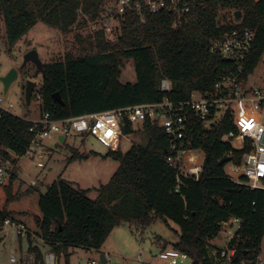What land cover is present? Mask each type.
Returning a JSON list of instances; mask_svg holds the SVG:
<instances>
[{"label": "trees", "instance_id": "obj_1", "mask_svg": "<svg viewBox=\"0 0 264 264\" xmlns=\"http://www.w3.org/2000/svg\"><path fill=\"white\" fill-rule=\"evenodd\" d=\"M104 0H0V16L5 38L11 47L38 22L67 33L83 14L95 17ZM191 12L178 29L172 28L166 14H145L142 23L129 16L121 36L110 48L103 33L91 35L95 53L65 54L62 61L43 65L40 89L42 111L56 119L98 113L141 103L186 100L191 92L210 91L230 63L209 53V43L232 29H253L255 42L244 65V78L256 68L264 54V0H187ZM241 11V19L222 24L220 15ZM124 60L133 64L135 81L122 83L120 67ZM34 78V77H33ZM162 79L172 83L166 94L160 91ZM58 93L64 105L54 101ZM227 114L216 125L203 127L191 117L186 138L204 155L197 182L183 180L178 186L175 173L165 163L167 142L163 130L149 120L143 122L145 146L132 145L124 154L109 151L118 162L106 185L95 189L97 198L58 179L45 193L36 184L21 180L14 167L0 184V229L5 220L24 225L28 252L35 264L42 263L35 238L55 254L68 247L100 250L112 230L121 223L146 226L157 219L170 220L179 229L173 248L185 252L197 264L210 261L209 247L219 232V224L230 217L242 221L232 241L236 261H254L264 238V192L231 182L220 160L231 153L237 159L242 151L221 141L234 127ZM31 121L8 112L0 115V166L14 164L30 142ZM124 134H132L129 123ZM80 155L72 154V159ZM233 160V159H232ZM9 167V166H8Z\"/></svg>", "mask_w": 264, "mask_h": 264}, {"label": "built area", "instance_id": "obj_2", "mask_svg": "<svg viewBox=\"0 0 264 264\" xmlns=\"http://www.w3.org/2000/svg\"><path fill=\"white\" fill-rule=\"evenodd\" d=\"M111 6L103 9L102 15L95 16V20H88L90 31L93 35L103 33L111 34L113 28L122 26L129 16H135L140 22L145 21V14H166L171 18L172 28L178 29L187 21L191 12L187 0H109ZM256 32L253 29H232L218 39L209 43V53L221 57L230 63L224 69L220 79L210 91H193L186 100H172L164 97L161 101L141 103L133 106L105 110L98 113H87L63 119L54 118L49 112L43 111L36 120H30L28 133L31 135L28 147L22 157L34 161L40 168L43 166L45 142H59V137L67 138L91 137L109 151H117L121 139L131 134H124L123 127L126 123L142 125L149 120L158 125L167 142V155L165 163L175 173L177 189L183 180L197 182L202 172L204 155L190 146L186 138V129L191 117H195L203 127L217 124L227 114L234 127L221 136V141L234 145L233 148L242 151L234 159L231 153L227 154L232 162L231 172L236 176L227 178L247 189L264 192V86H246L244 78V65L250 50L255 42ZM159 89L163 93H170L172 83L162 79ZM34 91V90H33ZM36 100L41 102V96ZM243 102L251 105L250 115L237 116L236 106ZM0 99V115L8 112L11 105H3ZM240 110V109H239ZM238 111V110H237ZM233 159V160H232ZM7 169L0 166V184L3 183ZM34 184V183H32ZM242 221L230 217L222 221L220 232L215 241L223 239L222 231L225 230L227 241L222 247L210 245L208 257L214 264H232L236 261V248L232 241L240 230ZM14 231L18 236H25L27 231L22 224L5 220L3 225ZM235 227V229H232ZM155 257L161 264H187L189 256L175 248L158 249ZM10 258V262H14ZM46 264H56V257L52 252L45 256ZM94 264V262H92ZM146 264V263H142ZM238 264H264L260 257L254 261H239Z\"/></svg>", "mask_w": 264, "mask_h": 264}, {"label": "rangeland", "instance_id": "obj_3", "mask_svg": "<svg viewBox=\"0 0 264 264\" xmlns=\"http://www.w3.org/2000/svg\"><path fill=\"white\" fill-rule=\"evenodd\" d=\"M110 6L109 0H104L97 15H102V10H106ZM231 13L232 11H227L221 14L220 22L231 24L234 20ZM94 18L83 14L67 33H61L38 22L9 47L5 38V26L0 16V78L7 75L11 69L18 71L17 80L9 86L7 92H4L3 84L0 81V99H2L3 105H11L10 114L34 121L43 112L42 103L36 100V96L40 95L42 75L34 77L35 66L32 63L21 67L23 55L34 49L42 64L47 65L62 61L67 53L73 56L95 53V44L91 38L93 34L88 25V20H95L96 18ZM121 27L115 26L111 34L105 36L109 41L110 48L117 46L116 42L121 36ZM28 79L35 82V87L30 104L26 105L24 87ZM119 81L122 83L135 81L132 61H123L120 67ZM246 86L248 88L264 86V54L253 72L246 77ZM251 112V105L248 102L236 106L235 114L237 116L250 115ZM143 129L142 125H136L133 127L131 135L121 139L119 147L121 154L126 153L132 145H146L147 136ZM74 152L80 155L77 159H72ZM108 154V148L91 137L85 139L67 138L64 143L56 142L53 139L45 142L42 167L39 168L34 161L24 157L15 158L16 173L26 183L33 180L35 184H40L39 189L42 193H45L53 182L61 179L71 183L77 189L86 191L87 198L95 200L97 198L95 189L106 185L119 166L117 161L107 156ZM8 164V166H13L11 163ZM8 166L2 168L5 169ZM231 166V161L225 163L224 172L230 177H235L236 175L230 170ZM222 234L223 239L218 241L213 239L211 244L222 247L223 243L227 241L225 230L222 231ZM178 235L177 225L170 220L157 219L143 227L137 224L121 223L112 230L100 250L68 247L66 249L68 258L65 257V253L55 254L49 246L35 238H30V241L42 255L43 259L40 264H46L45 256L49 252L55 255L56 264H92V262L100 264L101 255L105 256L106 264H161L155 257L157 251L153 254L154 248H173ZM29 246L26 235L20 237L14 231L2 226L0 229V264H35L34 255L28 252ZM11 257L14 258V262H10ZM259 257L264 261V238L261 242ZM187 264H192V260H189Z\"/></svg>", "mask_w": 264, "mask_h": 264}, {"label": "water", "instance_id": "obj_4", "mask_svg": "<svg viewBox=\"0 0 264 264\" xmlns=\"http://www.w3.org/2000/svg\"><path fill=\"white\" fill-rule=\"evenodd\" d=\"M233 18L235 21H239L241 19V11L236 10L233 13ZM27 63H32L36 70L34 73V77H37L39 74L42 75L43 74V64L39 59L38 53L36 52V50L32 49L27 51L24 55H23V62H22V66L24 67ZM18 77V71L16 69H11L10 72L1 77L0 81L3 84V88H4V92H7L9 86L15 81L17 80ZM35 87V82L33 80H27L25 82V87H24V99H25V103L26 105L30 104V100H31V96L33 93ZM53 99L55 102H57L60 105H64L61 97L59 96L58 93H55L53 95ZM59 142L60 143H64V138L63 137H59ZM229 161V157H224L223 159L220 160V164H225ZM37 188L40 187L39 184L36 185ZM100 264H106V259L104 255L100 256ZM192 264H197L196 262L192 261Z\"/></svg>", "mask_w": 264, "mask_h": 264}, {"label": "crops", "instance_id": "obj_5", "mask_svg": "<svg viewBox=\"0 0 264 264\" xmlns=\"http://www.w3.org/2000/svg\"><path fill=\"white\" fill-rule=\"evenodd\" d=\"M53 145H56V143H53ZM89 157V156H88ZM20 159V158H19ZM17 165H16V161L14 162V164H13V166L11 167V166H9V167H7V168H5V169H11L12 170V168L14 167V169L16 170L17 169V167H16ZM25 182V181H24ZM29 183L30 184H32V183H34L35 184V181H33V180H30L29 181ZM37 185V184H36ZM40 185V184H39ZM41 242V241H40ZM159 248H154V250H153V254L155 253V251L156 250H158Z\"/></svg>", "mask_w": 264, "mask_h": 264}, {"label": "flooded vegetation", "instance_id": "obj_6", "mask_svg": "<svg viewBox=\"0 0 264 264\" xmlns=\"http://www.w3.org/2000/svg\"><path fill=\"white\" fill-rule=\"evenodd\" d=\"M35 70H36V68H35Z\"/></svg>", "mask_w": 264, "mask_h": 264}]
</instances>
